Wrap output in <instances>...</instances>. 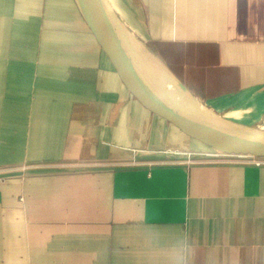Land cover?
Masks as SVG:
<instances>
[{
  "label": "crops",
  "instance_id": "obj_1",
  "mask_svg": "<svg viewBox=\"0 0 264 264\" xmlns=\"http://www.w3.org/2000/svg\"><path fill=\"white\" fill-rule=\"evenodd\" d=\"M106 2L187 95L264 132V0ZM252 162L144 107L74 0H0V264H264Z\"/></svg>",
  "mask_w": 264,
  "mask_h": 264
},
{
  "label": "water",
  "instance_id": "obj_2",
  "mask_svg": "<svg viewBox=\"0 0 264 264\" xmlns=\"http://www.w3.org/2000/svg\"><path fill=\"white\" fill-rule=\"evenodd\" d=\"M74 1L121 81L144 107L219 154L264 159V132L222 126L183 110L148 80L112 38V20L115 17L106 0ZM179 86L187 93L183 85Z\"/></svg>",
  "mask_w": 264,
  "mask_h": 264
},
{
  "label": "bare ground",
  "instance_id": "obj_3",
  "mask_svg": "<svg viewBox=\"0 0 264 264\" xmlns=\"http://www.w3.org/2000/svg\"><path fill=\"white\" fill-rule=\"evenodd\" d=\"M112 38L123 48V50L138 65L148 80L165 96L172 100L183 110H188L205 119L226 126L219 121L205 106L197 100L191 99L179 86V83L170 73L161 68L157 62L149 59L140 52L139 47L133 44L122 32L118 20H112Z\"/></svg>",
  "mask_w": 264,
  "mask_h": 264
},
{
  "label": "rangeland",
  "instance_id": "obj_4",
  "mask_svg": "<svg viewBox=\"0 0 264 264\" xmlns=\"http://www.w3.org/2000/svg\"><path fill=\"white\" fill-rule=\"evenodd\" d=\"M111 2H113L114 4L116 3V0H111ZM115 7L117 8V10L119 11V12H121L122 13V11H121V9L119 8V6H118V4H117V6L115 5ZM125 26H127V24L125 23ZM121 29H122V32L124 33V35L133 43V44H135L136 45V43L135 42H137V44H138V47H139V50H140V52L143 54V56H146V57H148L149 59H152L153 61L155 60L156 62H157V64L161 67V68H163L162 67V65L158 62V60L155 58V56H154V54H152L150 51H149V49H147L148 48V45L146 44V42L142 39V38H140L139 37V35H138V33H137V31L135 30H131V29H129V27H124L123 25H121ZM126 30V31H125ZM130 33H132V35L134 36V38L136 39L135 41H133L134 39H132L131 37H129V35L128 34H130ZM137 46V45H136ZM164 69V68H163ZM165 70V69H164ZM191 99H193V100H196L195 98H193V97H191L190 95H188ZM198 101V100H197ZM200 102H202V101H200ZM203 104V103H202ZM205 106V105H204ZM205 108H207V107H205ZM207 110L208 111H210L211 113H212V111L210 110V109H208L207 108ZM213 114V113H212ZM214 115V114H213ZM215 116V115H214ZM216 117V116H215ZM217 119H219L218 117H216ZM212 152H214V153H217L216 151H214V150H212L211 148H209Z\"/></svg>",
  "mask_w": 264,
  "mask_h": 264
},
{
  "label": "built area",
  "instance_id": "obj_5",
  "mask_svg": "<svg viewBox=\"0 0 264 264\" xmlns=\"http://www.w3.org/2000/svg\"><path fill=\"white\" fill-rule=\"evenodd\" d=\"M218 155H222V154H219L217 153ZM249 159H252V163L255 165V166H261L263 164V161L264 159H261V158H253V157H248Z\"/></svg>",
  "mask_w": 264,
  "mask_h": 264
}]
</instances>
